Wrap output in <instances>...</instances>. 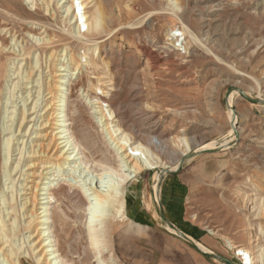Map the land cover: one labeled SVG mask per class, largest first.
<instances>
[{"label":"rangeland","instance_id":"1","mask_svg":"<svg viewBox=\"0 0 264 264\" xmlns=\"http://www.w3.org/2000/svg\"><path fill=\"white\" fill-rule=\"evenodd\" d=\"M96 5L103 13L102 31L73 37L72 25L61 18L64 13L55 3V15L49 17L22 0H0V28L12 30L0 31V41L7 48L18 49L28 39L34 46L31 62L39 53V65L44 67L47 50H40L30 35L54 37L58 66L70 79L66 86L68 128L80 144L83 159L108 156L115 164L96 117L92 90L102 96L105 108H112L117 125L137 140L159 138L179 154L183 148L180 139L191 144L175 172L164 173L166 169L157 167L124 184L126 217L117 216L110 226L109 264H223L213 256L195 254L193 247L182 244L166 228L154 205L153 189L159 176L164 215L194 242L235 264L241 261L226 241L250 249L253 255L264 252V103L240 93L264 99V0H92L88 12ZM169 30L176 34L169 36ZM189 31L195 34V41ZM94 43L101 48L92 55ZM157 46L164 49L154 51ZM63 50L68 54H62ZM69 53L79 69L69 63ZM151 54L158 56L152 58ZM15 56L3 54L0 64ZM29 61L18 57L14 64H7L18 76H10V89L25 75ZM19 80L20 87L6 92V83L0 78V124H9L3 134L14 141V149L21 143L27 148L39 124L35 116L28 123L32 127L28 132L18 127L17 113L22 107L29 108L37 95L31 84ZM230 94L235 127L229 120L228 103L226 106ZM1 116L5 118L1 120ZM225 141L223 150L192 153L197 146L217 147ZM15 154L17 149L10 160ZM173 156L166 155L165 162L172 165ZM92 171L79 164L50 175L53 182L59 178V184L51 188L50 229L70 264H96L84 235L85 199L79 188L69 185L83 183L86 188L92 182L107 188L113 183L114 175H104L100 184L97 171ZM9 181L2 179L1 188L9 187ZM131 225L135 230L128 228Z\"/></svg>","mask_w":264,"mask_h":264},{"label":"bare ground","instance_id":"2","mask_svg":"<svg viewBox=\"0 0 264 264\" xmlns=\"http://www.w3.org/2000/svg\"><path fill=\"white\" fill-rule=\"evenodd\" d=\"M22 1L26 5H29L30 9L38 6L44 12V15H48L49 17L55 15L53 6L55 3L58 8L62 9L61 12L64 13L63 16L61 15V18H66L68 23L72 25L70 34L73 37H76L75 34L80 35L85 31L97 33L103 29V13L100 6L96 5L94 11L91 13L87 10L88 3L92 0ZM62 21H64V19H62ZM182 27L183 30L187 28L186 25ZM0 31L9 33L12 30L3 26V28H0ZM175 34L176 32L174 30H169L168 32L169 36ZM27 35L29 36V34ZM189 35L194 41L196 40L193 31H189ZM30 36L35 40V43H38L40 50L41 48L47 50V53H44V67L39 65L38 59L39 56L41 57L39 53H35V60L33 63L31 62L34 46L28 44V39H26L25 43L23 45L21 44L20 47L18 45V49L15 48V46L7 48L0 41V57L3 54H5L6 57L8 53L16 55L15 58H6V61H8L7 63L5 61L4 64H0V78H3L6 83V92H11L15 86L16 88L19 85L21 86V84L17 85V83H19L17 82L19 78H17L18 80L15 81L11 89L7 86L10 78H12L10 76L15 74V70L12 71L7 69V64H14L13 59L18 57H21L22 60H26L27 58L30 59L26 73L19 81H23L24 84H31V87L35 89L34 91L37 95L36 100L29 108L22 107L17 113L19 129L25 128V133L28 132L29 129L32 128L28 123L35 119V116L39 118L38 127L34 131V135L27 148L21 145V143L19 148H17L19 144H15L16 148L14 149V145H12L14 141L11 140L10 136L4 137L3 134V132L8 129L7 126L9 124H4L7 128L2 125L4 122L0 124V190L2 192H0V264H70L68 260L70 258L67 259L62 255L57 247L56 238L50 229L51 213L49 211V204L53 198L51 195V188L59 184V178L56 179L57 181L55 180L56 182H53L54 178H51L50 175L54 171H66L70 169V167H75L79 164L93 171H97V179H99L100 182L104 175H106V177L107 175H114V181L112 180L113 183L111 184L110 182L111 185L106 186L107 188H100L99 185H94V183L92 184V182L90 183L89 181L90 184H88L89 186L86 188L81 185L83 183L78 184L74 182L69 184L72 187L76 186L80 189V193L87 205L86 209L88 210V216L85 217L84 221V235L87 238L88 248L91 250L96 264H109L110 260L106 253L108 252V246L110 244V226L112 223L116 222L117 216L119 219L126 217L124 213V184L136 178L140 173L146 170L155 169L157 167L175 169L182 156L191 151V144L183 138L180 139L179 142L182 143L183 148L179 154L173 148L170 149L166 142L159 138H156L155 141L152 140V138L137 140L117 125V120H115L116 116L113 115L112 108H105L102 96L98 95L97 91L95 92L90 88L94 98L93 107L98 114L96 117L101 124L100 127L104 133L103 137L106 138L109 144L108 148L112 149L115 164L110 162L108 156H105L102 160L88 161L83 159L80 144L74 140L73 134L68 128L69 123L67 122L68 119L65 114L67 110L66 86L69 85L70 79L66 78V74L62 73L63 68L61 67V69L58 66V61H60V59L55 58L57 51L52 48L55 42L54 37L47 35H42L40 37ZM11 38L12 40L15 39V33L11 35ZM100 48V44L94 43L90 49V54L94 55L99 53ZM159 48L164 49V47L160 46L157 49H153L156 51ZM64 50L62 54H68L65 53ZM165 52L168 53L167 55L169 56V50L167 49ZM71 54L72 53H69V63L74 64L75 69H79L80 64L73 59L74 56L72 57ZM157 56L151 54L150 57L155 58ZM10 71L12 73L9 74L8 72ZM14 77L18 76L15 74ZM30 92L31 89L28 90L25 95L27 96ZM38 100L40 101V108L36 112L35 109ZM231 100L232 94L228 96L227 103L229 108V120L231 126L235 127V118L230 109ZM13 114L11 117H13ZM5 117L1 116V120ZM227 143L228 141H225L220 144V146L222 147ZM214 147L213 144H204L197 146V148L195 147L196 149H194V151L212 149ZM16 149L17 154L10 160L12 152L16 151ZM166 155H174L173 157H175V159L172 165L165 162L164 159ZM15 174H17V176L13 177ZM5 178L10 180L9 182L11 185L1 188L3 185L2 179ZM17 183H19V185H17ZM102 183L103 182L100 184ZM85 184H87V182ZM155 189L158 191L157 186H155ZM158 199V194H156V201H158ZM97 205H100L103 209L98 211L95 209ZM110 209H113V213H108ZM131 224L134 223L131 222ZM134 225L137 226L139 224ZM131 227L132 225L128 228L132 229ZM167 228L171 232H174L172 228ZM132 230H135V228ZM226 242L229 249L233 251V255L240 259L241 264H264V252L253 255L248 248L239 247L231 241ZM194 243L200 249L210 251L208 247L200 242ZM261 250L264 251V247L261 248Z\"/></svg>","mask_w":264,"mask_h":264},{"label":"water","instance_id":"3","mask_svg":"<svg viewBox=\"0 0 264 264\" xmlns=\"http://www.w3.org/2000/svg\"><path fill=\"white\" fill-rule=\"evenodd\" d=\"M240 93L246 97L247 99L254 101V102H259V103H264V99L260 98V97H256V96H250L247 93H245L244 91L240 90ZM226 106H227V100H226ZM230 109L232 110V113L234 114L233 108L232 106H230ZM235 115V114H234ZM224 147H220L219 145L217 147H215L214 149H201V150H197V151H192V153L195 154H201V153H212V152H217L220 150H223ZM185 157H182V160L180 161V164L178 165V167L174 170L171 169H166L164 170V173H173L176 170H178L181 165L182 162L184 161ZM157 186H158V191H156V189H153V197H154V205L156 207V211L157 214L159 215V217L161 218V220L163 221V223L165 224L166 228L170 227L174 230V232H172L174 235H176L179 239L183 240L184 242H186L187 244H189L191 247H193L195 250L205 254V255H210L213 256L215 258L221 259L225 262H227L228 264H235L233 263L231 260L227 259L226 257L210 250V251H204L202 249H200L193 241V239H191L188 235H186L185 233H183L178 227H176L172 222H170L166 216L163 213L162 210V205H161V200H160V176H159V180L157 181ZM156 194H158V201H156ZM171 232V231H170Z\"/></svg>","mask_w":264,"mask_h":264},{"label":"crops","instance_id":"4","mask_svg":"<svg viewBox=\"0 0 264 264\" xmlns=\"http://www.w3.org/2000/svg\"><path fill=\"white\" fill-rule=\"evenodd\" d=\"M181 240V239H180ZM182 242V244H187L186 242H184L183 240L181 241ZM188 245V244H187ZM193 250H195L194 248H193ZM187 252V254L190 256L191 255V253L190 252H188V251H186ZM195 254H199L200 256H205V255H203V253H201V252H199V251H197V250H195ZM221 262H223V264H228L227 262H225V261H223V260H221V259H219ZM222 264V263H221Z\"/></svg>","mask_w":264,"mask_h":264}]
</instances>
